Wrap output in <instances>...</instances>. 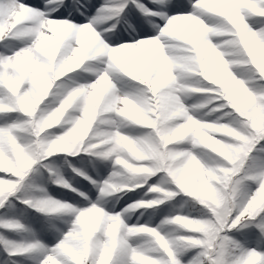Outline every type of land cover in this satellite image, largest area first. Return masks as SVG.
<instances>
[{"label":"snow or ice","instance_id":"obj_1","mask_svg":"<svg viewBox=\"0 0 264 264\" xmlns=\"http://www.w3.org/2000/svg\"><path fill=\"white\" fill-rule=\"evenodd\" d=\"M0 264H264V0H0Z\"/></svg>","mask_w":264,"mask_h":264},{"label":"rangeland","instance_id":"obj_2","mask_svg":"<svg viewBox=\"0 0 264 264\" xmlns=\"http://www.w3.org/2000/svg\"><path fill=\"white\" fill-rule=\"evenodd\" d=\"M94 2H97V0H94Z\"/></svg>","mask_w":264,"mask_h":264}]
</instances>
